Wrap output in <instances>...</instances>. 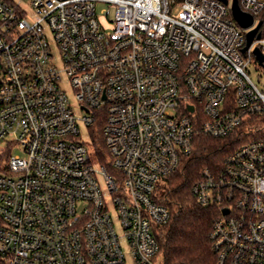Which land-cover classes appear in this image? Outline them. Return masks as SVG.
I'll return each instance as SVG.
<instances>
[{
  "label": "built area",
  "instance_id": "2783aa9c",
  "mask_svg": "<svg viewBox=\"0 0 264 264\" xmlns=\"http://www.w3.org/2000/svg\"><path fill=\"white\" fill-rule=\"evenodd\" d=\"M226 1L0 0V263L161 264L201 131L242 141L192 187L216 264H264V0H238L247 28Z\"/></svg>",
  "mask_w": 264,
  "mask_h": 264
},
{
  "label": "trees",
  "instance_id": "16d2710c",
  "mask_svg": "<svg viewBox=\"0 0 264 264\" xmlns=\"http://www.w3.org/2000/svg\"><path fill=\"white\" fill-rule=\"evenodd\" d=\"M104 122L99 119L88 129L89 145L102 163L107 159L102 135ZM241 142L236 135L214 139L198 132L194 153L164 185L171 220L159 228L157 235L161 264H216L210 235L221 211L218 207L200 205L192 194V187L203 168L219 166Z\"/></svg>",
  "mask_w": 264,
  "mask_h": 264
},
{
  "label": "water",
  "instance_id": "95a60500",
  "mask_svg": "<svg viewBox=\"0 0 264 264\" xmlns=\"http://www.w3.org/2000/svg\"><path fill=\"white\" fill-rule=\"evenodd\" d=\"M225 3H228V2L225 0ZM232 12H233L234 18L242 27L247 28L253 24L254 18L250 14L245 13L240 9L239 4H238V0H234L233 5H232ZM261 25H262V23H259L258 27L248 34V42H247V46L244 49V51L247 50L250 47V45L252 44V42L255 38V35H256L258 29L261 27ZM260 37H261V35L258 34L257 38L260 39ZM255 54L261 63L264 62V56L262 55V53L258 49L255 50ZM190 111L191 112L193 111L192 107L190 108ZM223 213L226 214V213H228V211L224 210Z\"/></svg>",
  "mask_w": 264,
  "mask_h": 264
},
{
  "label": "rangeland",
  "instance_id": "374dc122",
  "mask_svg": "<svg viewBox=\"0 0 264 264\" xmlns=\"http://www.w3.org/2000/svg\"><path fill=\"white\" fill-rule=\"evenodd\" d=\"M255 70L253 71V74H252V78L258 82L260 81L262 84H264V67L262 66H256V68H254ZM71 97V100L73 102V98L72 96ZM82 134L84 136L85 139H88V130L84 127H82ZM14 154L15 155H22V152L20 150V148H17L15 151H14Z\"/></svg>",
  "mask_w": 264,
  "mask_h": 264
}]
</instances>
